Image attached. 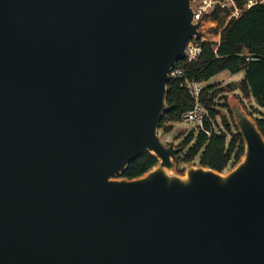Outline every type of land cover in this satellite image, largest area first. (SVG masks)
Wrapping results in <instances>:
<instances>
[{"label": "water", "instance_id": "water-1", "mask_svg": "<svg viewBox=\"0 0 264 264\" xmlns=\"http://www.w3.org/2000/svg\"><path fill=\"white\" fill-rule=\"evenodd\" d=\"M192 1L0 0V264H264V135L241 98L227 171L179 173L158 132L203 37Z\"/></svg>", "mask_w": 264, "mask_h": 264}, {"label": "trees", "instance_id": "trees-1", "mask_svg": "<svg viewBox=\"0 0 264 264\" xmlns=\"http://www.w3.org/2000/svg\"><path fill=\"white\" fill-rule=\"evenodd\" d=\"M246 0H236L242 5ZM217 26L209 30L210 36L200 41L201 53L192 62L185 65V77L205 81L221 70L231 73L243 71L239 82L241 93L253 97L258 107V116H253L264 135V3H259L244 10L238 17L225 23V16L217 12L210 17ZM205 23V26L213 25ZM220 35L219 41L217 35ZM206 34V33H205ZM182 79H169L167 83V110L159 122L163 133L172 130L174 123L181 121L182 114L191 109L194 101L186 88L181 86ZM229 87V86H228ZM229 90H232L229 87ZM219 89L216 84L203 85L199 101L206 108L202 129H190L183 137L177 154V171L182 173L184 165L197 157V163L218 171L235 164L243 154V140L233 123L231 112L225 100L222 107L229 113L220 116L217 106ZM250 114H252L249 111ZM220 120V122H218ZM184 151V152H183ZM183 152V154L181 153ZM182 156H181V154ZM157 162L156 157L145 153L132 160L119 174L133 178L149 170Z\"/></svg>", "mask_w": 264, "mask_h": 264}, {"label": "built area", "instance_id": "built-area-1", "mask_svg": "<svg viewBox=\"0 0 264 264\" xmlns=\"http://www.w3.org/2000/svg\"><path fill=\"white\" fill-rule=\"evenodd\" d=\"M264 0H246L242 5H238L236 0H193L191 2L193 23L201 21L199 31L203 37L199 38L193 34L184 49V56L169 71V79H182L181 86L187 89L194 105L191 109L182 114L181 121L193 122L197 128L204 130L207 134L210 132L203 127L204 118L207 116L206 108L200 103L199 98L203 89V81L194 78L185 77V65L194 61L201 53L200 41L205 40L204 35L207 33L205 22L211 20L212 13L217 12L219 16H225V23L232 18L238 17L244 10Z\"/></svg>", "mask_w": 264, "mask_h": 264}, {"label": "rangeland", "instance_id": "rangeland-1", "mask_svg": "<svg viewBox=\"0 0 264 264\" xmlns=\"http://www.w3.org/2000/svg\"><path fill=\"white\" fill-rule=\"evenodd\" d=\"M216 20L212 19L207 20L205 23L208 22H213V25H208L205 26L207 30V33L204 35L205 37H209L211 34L209 30L211 28H214L217 26ZM219 34V33H218ZM216 34V35H218ZM217 40H219V37H217ZM243 71H239L236 73H231L228 70H221L217 74L209 77L207 80L203 81V85H208V84H216L219 91L218 98H217V106H218V111L220 116H225L228 117L229 113L225 107H222V102L225 100V96L227 98L229 92L233 93L236 97L241 98L243 106L247 109V111L251 112L252 116H258V109H261L260 107L257 106L255 99L253 97H245L242 95L241 90L239 88V82L243 77ZM232 90H229V87ZM258 108V109H254ZM220 122V120L218 121ZM221 124V122H220ZM190 129H197L196 125L193 122H185V121H178L174 123V126L172 130H170L167 133L161 132L160 129H158L159 133H163V140L164 142L168 143V141L173 140L174 144L176 146H180L181 141L184 137V135L190 130ZM184 152V151H183ZM183 152H181L183 154ZM180 153V154H181ZM181 154V156H182ZM195 163H197V157L193 160ZM184 166L186 164H183ZM231 167V164H229L224 171H227Z\"/></svg>", "mask_w": 264, "mask_h": 264}, {"label": "crops", "instance_id": "crops-1", "mask_svg": "<svg viewBox=\"0 0 264 264\" xmlns=\"http://www.w3.org/2000/svg\"><path fill=\"white\" fill-rule=\"evenodd\" d=\"M217 36L220 38V35L219 34ZM215 41L218 42L219 40H215Z\"/></svg>", "mask_w": 264, "mask_h": 264}]
</instances>
